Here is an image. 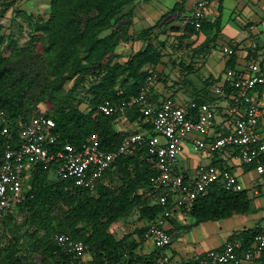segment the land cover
<instances>
[{"label":"trees","instance_id":"obj_1","mask_svg":"<svg viewBox=\"0 0 264 264\" xmlns=\"http://www.w3.org/2000/svg\"><path fill=\"white\" fill-rule=\"evenodd\" d=\"M15 1L0 0V16ZM131 1L49 0L46 17L35 21L32 14L26 16L30 37L41 34L40 53L17 47L10 34L5 36L0 32V44L9 49L6 55L0 53V157L9 138L12 144L18 141L16 122L36 114L37 104L46 98L52 101V109H46L45 114L54 120V130L58 134L55 147H61L64 142L79 145L87 136L96 134L99 147L114 149L128 131L115 128L116 114L98 112L96 104L103 99L117 101L135 95L147 74L155 71L162 55L159 47L163 46L152 40L151 34L156 27L169 26L178 32L179 41L205 34L204 39L193 46L186 43L191 51L190 63L185 65L186 73L192 71L195 57L206 55L214 48L219 16L211 22L202 19L198 29L182 25L180 1H176L153 24L134 31V35L129 30L133 6L125 10ZM175 11L174 19L161 23L165 16ZM134 39L142 40V46L119 61L116 45ZM68 80H72V85L63 91ZM77 87L84 88L86 95L77 98L73 94ZM153 90L156 92L152 93ZM208 91L205 80L191 99L210 101ZM150 93L154 100L161 96L154 86ZM173 94L168 96L173 97ZM82 103L83 108L80 107ZM124 116L125 123L136 122L137 126L150 127L139 105L128 108ZM3 125L9 128V138L1 133ZM261 160L264 163V153ZM54 166H34L25 180L22 198L0 218L4 222L12 220L15 209L22 211V222L28 226L19 233L0 236V264H40L32 254H39L45 263L51 264H157L155 259L163 248L154 247L149 253L136 251L139 238L143 240L146 223L162 211L149 186L153 171L147 162L137 155L118 156L115 165L103 173L93 192L59 179L53 173ZM248 190L246 187L228 190L219 182L211 185L188 209L194 221L186 227L204 220L226 218L233 213L250 212ZM58 203L65 206L60 227L52 220V211ZM132 209H136L138 217L144 221L133 231L139 238L130 235L115 238L110 225ZM172 227L167 229L171 233ZM259 230L264 231L257 225L240 233L249 237ZM56 232H67L73 238L81 239L88 247L89 258L82 261L65 253L53 240ZM21 245L25 252L19 251Z\"/></svg>","mask_w":264,"mask_h":264},{"label":"built area","instance_id":"obj_2","mask_svg":"<svg viewBox=\"0 0 264 264\" xmlns=\"http://www.w3.org/2000/svg\"><path fill=\"white\" fill-rule=\"evenodd\" d=\"M208 2L193 0L191 12L181 16L180 24L198 29ZM234 44L224 43L220 49L231 55ZM255 44L253 40L248 46ZM253 62L249 60L243 68H227L215 83L213 92L230 100L218 129L215 117H219V108L211 101L178 100L168 95L154 100L150 92L155 71L147 74L135 95L117 101L103 99L96 104V111L116 114V119H125V111L136 104L150 122L149 128L139 125L126 132L114 149L99 147L96 134L87 136L79 145L64 142L55 147L58 134L53 118L45 114L47 108H39L36 114L16 122L18 141L13 144L9 128L3 125L1 133L9 141L0 157V218L22 198L25 180L36 165L48 168L54 164L56 177L93 192L118 156L137 155L153 171L149 186L154 201L162 206L161 213L146 223L143 240H149L153 248L169 246L172 233L167 230L168 218L173 216L174 208L189 209L196 198L218 182L232 191L244 187L237 175L221 164H197L190 177L177 170L178 154L187 140L194 151L205 149L221 157L226 153L252 165L264 193V69L256 68ZM230 115H234L232 121L227 118ZM53 240L72 258L83 259L88 253L86 243L67 232L54 233ZM166 258L164 255L162 260ZM190 264H264V231H256L249 239L234 234L220 246L207 248Z\"/></svg>","mask_w":264,"mask_h":264},{"label":"rangeland","instance_id":"obj_3","mask_svg":"<svg viewBox=\"0 0 264 264\" xmlns=\"http://www.w3.org/2000/svg\"><path fill=\"white\" fill-rule=\"evenodd\" d=\"M166 1V3H171L172 0H162ZM136 6V15L133 17L132 13V25L129 30L134 32L136 30L139 31L142 27L149 26L153 24L162 14L159 9L161 3L159 0H133L131 3L126 5L125 10L129 8L131 5ZM209 10V8H207ZM49 11V0H16L12 7L6 9L3 14L0 16V32L5 36L10 34L15 39V45L17 47H23L28 51L34 52H42V37L40 33H37L36 36L30 37V33L28 32L27 26V15L32 14V19L37 21V19L44 18L47 16ZM210 11V10H209ZM172 20L171 15L165 16L161 23H168ZM233 25V24H232ZM260 25H258V29ZM238 29V28H237ZM240 29H238L239 31ZM151 37L152 40L158 45L163 43V46L159 47L161 50V60L154 67L157 74L156 77L159 76L158 79L154 81V87L161 93V96L169 95L173 92V97L178 100H186L187 98H191L190 96L196 92L198 88H201L206 80L208 82V90L210 91L212 96H216L213 92L214 85L217 82H211L208 78H205L207 73L211 71L214 75H217L218 78H221V75L225 68L228 67L226 65L224 69H222L224 60H227L229 57H233V55H229L220 50L222 44L230 42L234 43L238 41L237 39H229L231 36H235L239 38L240 35H243V31H239L236 35H232V31L229 27L224 29L223 31V39H219V41H215L214 48L211 49L207 58H204V55H198L195 57V60L192 62L191 72L186 73L185 65L190 63L191 51L186 43L190 42L191 46L200 42L199 35L197 37H186L179 41L176 37V31L171 30V28L164 27L160 28L156 27L153 30ZM154 34V35H153ZM134 35L136 33L134 32ZM263 40V37L260 36L255 37L253 39L255 43L259 44L258 41ZM258 40V41H257ZM250 42V41H248ZM180 43V44H179ZM179 44V45H177ZM249 44V43H248ZM142 46V40L134 39L133 41L128 42H120L115 47L116 53H118L119 61H123L125 57ZM0 53L8 54L9 49L0 44ZM222 62V63H221ZM204 63V64H202ZM202 65V67H201ZM201 67V68H199ZM200 69V70H199ZM211 82V83H210ZM72 85V80H68L63 85V91H66ZM73 94L79 98L86 95L84 88L77 87ZM212 104H216L214 99L210 100ZM84 103L80 105V107H84ZM37 108L39 109H52V101L49 98L44 99L43 102L37 104ZM230 121L234 119V115H230L227 117ZM216 119V117H215ZM129 124V123H128ZM115 128L116 123H114ZM126 126V127H125ZM122 126L123 129H126L128 125ZM132 128L134 125L131 126ZM198 134V133H193ZM189 141H185L183 144L182 150L178 154V158L182 159L181 156L185 153L186 150L190 152V155L187 156V159L196 158L198 155H201L205 149H201L199 151H193L189 145ZM180 160V164H181ZM188 162V161H187ZM208 162H200L199 164H207ZM180 166V165H179ZM114 180V178H113ZM256 183V180L252 181ZM253 196H251V210L254 209L253 206ZM261 212L264 214V207H261ZM65 206L62 203H58L53 211H52V220L53 223L60 227L61 223H63V215H64ZM252 214V212H249ZM248 214V213H247ZM12 220H7L4 222L0 219V236L2 235H10V233L15 232L19 233L20 231L27 229L28 226L23 223L24 214L22 211H17L15 209L12 210ZM250 217L247 216V219ZM218 222V225H221L220 228H217L218 225H208L204 224H194L189 228L186 227L189 223H193L194 218L189 214V210L184 211L182 213L181 218L175 223V227L172 229V242L169 246H166L162 249L164 255L167 257L163 259L164 255L159 254V258L155 259L157 264H190L193 260H195L201 252L204 251L206 247H212L214 245L219 244L229 229V224L224 220V218L215 219ZM211 221V220H208ZM262 221L264 223V218L262 217ZM146 222V221H145ZM144 221L140 217H138V212L136 209L130 210L126 215L115 220L109 227L110 231L114 235L115 238H119L123 235H130V237H135L138 239L139 237L134 231V229L139 228L143 225ZM9 227V229H8ZM209 232L212 234L210 235ZM153 250V245L149 240H142L139 238L138 246L136 247V251L138 253H149ZM20 252L24 251V246L21 245L19 249ZM160 251V252H162ZM89 252L84 256L82 261H85L89 258ZM33 259L40 264H51L45 263L42 260L39 254H32Z\"/></svg>","mask_w":264,"mask_h":264},{"label":"crops","instance_id":"obj_4","mask_svg":"<svg viewBox=\"0 0 264 264\" xmlns=\"http://www.w3.org/2000/svg\"><path fill=\"white\" fill-rule=\"evenodd\" d=\"M159 1L161 3L159 9L162 11L161 13H165L169 11L173 7L174 3L178 0H172L170 4L166 3V1H162V0ZM208 1L209 2L206 6L205 16L203 19L207 22H211L217 16H219L218 28H216L218 32L215 41L216 40L219 41V39L224 38L223 31L227 27L231 29L232 35H236L239 31H241V29L243 31V35H240V32L238 33V35L240 36L239 38L235 36L229 37V39H235V40L237 39L238 41L234 42L235 44L232 43V45L233 44L235 45L234 46L235 51L232 54L233 57L231 58L229 57L227 60H224L223 62L224 66L222 67V69H224L226 65H228L227 68H241V67L243 68L245 67L247 62L252 59L254 60L253 63L256 68L264 69V0H208ZM192 3L193 0L180 1V8H179L180 15L189 14L191 12ZM131 6H133V17H135L137 5H131ZM207 8H209L210 11ZM170 15L172 19H174V17H176L177 15V12L175 11ZM258 25H260L259 29H258ZM237 28L240 30L238 31ZM214 29L215 28H213V30ZM260 36L263 37V40L261 39L260 41L257 40L259 44L256 43L255 47L248 46V43H250L248 41H253L255 37H258L259 39ZM204 37L205 34L200 33L199 35L200 41L204 39ZM215 43L216 42H214V46ZM227 43L231 44L230 42ZM209 53L204 55L203 60L208 57ZM227 68H225V70ZM208 77L210 78L211 82H214L215 80L217 81L219 79L217 75H214L211 71H209L205 76V78ZM212 78H214L215 80ZM154 92L156 91L153 90L152 93ZM208 93H210V91H208ZM211 98L215 100L216 107L219 108V110H217V115L219 117L215 119V128L218 129L219 122L221 120V117L223 116V110L225 109L226 106L228 107L230 105V100L229 98H227V100L225 101L224 98H222L219 95L216 96L211 95ZM115 123L117 126L116 128L122 131H126V130L129 131L138 127L135 122H133L132 124L125 123V119L123 118L116 119ZM125 125H128V127L126 129H123L122 126ZM132 125H134L133 128L131 127ZM189 145L191 147L190 141H189ZM184 150L185 153L183 154V156H181L182 159L178 158L177 160L176 169L182 171L187 177L193 175L195 166L200 162L221 164L223 166L230 168L237 175L238 179L242 182L244 187L249 189L248 190L249 196L250 197L253 196L254 209L250 211L252 212V214L249 212H247L248 214L233 213L229 217L224 218V220H226V222L229 224V229L224 239L219 244L214 245L212 247L220 246L226 239H228L234 234H241L240 231L248 227L258 225L259 227L264 229V223L262 221V217L264 218V214H262L260 209L261 207H264V193L260 185L259 177H257L255 171L252 168V165L243 164L238 159L230 157L226 153H224V155L221 157L219 153L209 152V151H203L201 155H198L196 158L191 157L190 159H187L186 157L190 155V152L189 150L187 151L186 148ZM180 160L182 161L181 164H180ZM253 180H256L257 182L253 183L252 182ZM255 187L258 189L257 192H254ZM174 209L175 210L173 211L174 212L173 216L169 217L168 220V226L171 227L172 225H175V223L178 222V220L182 216V213L188 210L185 208L182 210L177 208ZM247 216H249L250 218L247 219ZM170 219L172 220V222H170ZM199 223L204 224L205 226L218 225V222L216 220H211V221L204 220ZM220 227L221 225L217 226V228ZM209 234L211 235L212 233L209 232ZM241 235L244 236V238L246 239H249L251 237V236L245 237V235L243 234ZM207 248H211V247H206L204 251ZM162 254L164 255L163 251Z\"/></svg>","mask_w":264,"mask_h":264}]
</instances>
